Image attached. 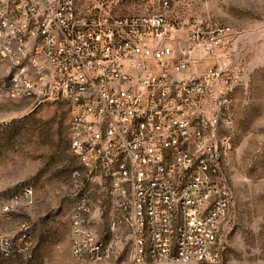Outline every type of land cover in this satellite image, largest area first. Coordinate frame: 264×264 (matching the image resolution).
Returning a JSON list of instances; mask_svg holds the SVG:
<instances>
[{"label":"built area","instance_id":"obj_1","mask_svg":"<svg viewBox=\"0 0 264 264\" xmlns=\"http://www.w3.org/2000/svg\"><path fill=\"white\" fill-rule=\"evenodd\" d=\"M132 12L85 11L77 0H0V98L64 101L77 205L72 253L109 260L118 239L92 230L94 200L126 225L131 262H215L231 205L223 166L246 68L219 18L172 16L169 0ZM32 186L0 196V217L33 207ZM11 240L0 235V251Z\"/></svg>","mask_w":264,"mask_h":264},{"label":"rangeland","instance_id":"obj_2","mask_svg":"<svg viewBox=\"0 0 264 264\" xmlns=\"http://www.w3.org/2000/svg\"><path fill=\"white\" fill-rule=\"evenodd\" d=\"M87 11L130 13L128 0H77ZM154 0L152 3H161ZM172 16L219 18L235 32L234 59L246 68L237 88L233 147L223 166L231 205L222 222L215 262L132 263L126 225L110 230V199L94 200L91 227L100 241L118 239L114 255L95 262L72 253V214L77 205L66 102L33 104L0 98V196L32 186L37 202L12 219L0 217V235L11 240L0 264H264V0H169Z\"/></svg>","mask_w":264,"mask_h":264},{"label":"crops","instance_id":"obj_3","mask_svg":"<svg viewBox=\"0 0 264 264\" xmlns=\"http://www.w3.org/2000/svg\"><path fill=\"white\" fill-rule=\"evenodd\" d=\"M100 197H102V198H104V197H108V195L107 194H103V196H100ZM108 199H110L109 197H108ZM110 204H111V200H110ZM94 207H95V204H94ZM72 225V224H71Z\"/></svg>","mask_w":264,"mask_h":264}]
</instances>
